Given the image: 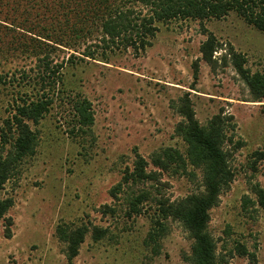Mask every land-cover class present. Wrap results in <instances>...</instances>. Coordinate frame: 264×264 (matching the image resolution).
<instances>
[{"label":"rangeland","instance_id":"rangeland-1","mask_svg":"<svg viewBox=\"0 0 264 264\" xmlns=\"http://www.w3.org/2000/svg\"><path fill=\"white\" fill-rule=\"evenodd\" d=\"M66 1L0 0V134L16 98L33 101L42 95L36 78L44 52L35 45L49 43L52 47L43 48L61 70V82L47 91L54 97L50 111L38 125L31 124L38 137L35 153L0 190V199L14 203L5 215L13 221L11 238L0 220V264H186L183 256L193 241L182 223L165 220L162 235L151 239L160 229L155 225L160 200L176 201L204 189L203 173L193 166L188 174H176L153 164L169 149L186 156L187 144L176 132L186 93L202 126L220 113L233 117L226 148L235 180L211 210L209 225L218 253L224 264H252L238 254L241 244L264 264V210L253 192L255 185L264 189V161L255 164V152L264 150V100L254 102L230 56L213 70L200 53L207 30L221 44L217 58L232 49L245 58V69L264 74V33L236 13L204 27L174 20L157 23L151 45L138 53L105 43L100 25L77 33L85 23L60 12ZM77 100L90 102L92 125L77 124L72 109ZM4 150L0 137V154ZM137 153L149 163V172H162L159 182H123ZM142 192L151 199L143 203L142 214H132L131 202ZM59 226L90 230L73 263L58 237ZM95 227L107 230V236L95 241Z\"/></svg>","mask_w":264,"mask_h":264},{"label":"trees","instance_id":"trees-1","mask_svg":"<svg viewBox=\"0 0 264 264\" xmlns=\"http://www.w3.org/2000/svg\"><path fill=\"white\" fill-rule=\"evenodd\" d=\"M59 9L60 12L71 14L76 20L85 23L82 24V28L76 29L77 33H83L86 25L90 27L100 25L105 43L126 49L132 48L138 53L151 45L150 39L155 37L158 31L157 23L174 20H193L200 22L204 27L206 21L221 20L230 13H236L247 24L264 33V0H67L59 4ZM204 31L207 39L200 48L202 60L215 70L219 61L227 63V56H230L235 69L249 86L254 102H262L264 74L258 72L252 74L245 69V58L232 49L229 54L217 58L215 54L220 50L221 44L212 33ZM41 35L43 33L38 32L35 36L42 38ZM34 41L39 40L32 38V42ZM43 45L45 48L52 47H49V43L35 45L44 52L43 58L40 59L43 66L39 68L41 71L36 78L39 85H42V95L40 99L38 97L33 101L16 98L14 112L5 121L0 134L1 145L6 151L5 155L0 154V190H3L8 180L16 174L22 160L35 153L38 137L31 124L38 125L50 111L54 97L47 91H54L56 85L61 82L60 66H52L50 52H46ZM193 68L197 83L200 76L199 61L194 63ZM47 86L50 87L49 90H46ZM72 109L79 127H88L94 123L91 104L87 100H77ZM178 113L183 120L177 125L176 132L187 144L186 156L180 151L169 149L157 156L153 164L162 172L172 169L176 174H188V167L193 166L203 173L204 189L180 200L171 201L167 198L160 200L159 220L155 222L160 229L155 230V236L151 235V239L155 242L156 238L162 235L165 220L179 221L193 241L190 254L183 256L186 264H224V259L218 253L217 242L209 232V225L211 210L220 204L221 196L230 190L235 180L230 152L226 148L227 142H232L233 136H229L228 129L233 127L230 124L233 117L220 113L214 116L206 127L202 126L197 119L189 93L181 99ZM262 161L264 150L256 151L255 164ZM162 172H149V163L137 153L134 168L127 170L123 182L127 183L130 180L134 183L159 182V175ZM123 182L116 189L120 190ZM253 192L258 205L264 210V189L260 185H255ZM150 199L147 192L135 196L131 202L132 214H142L143 203ZM13 205L12 198L0 199V220L3 219L5 222L7 238L13 235V221L5 215ZM89 232L86 226L75 229L59 226L57 234L59 239L67 244L69 263H73L78 257ZM92 235L95 241H100L107 236V230L95 227ZM236 249L239 255L248 256L252 264H258L256 254L249 253L244 245L239 244Z\"/></svg>","mask_w":264,"mask_h":264}]
</instances>
